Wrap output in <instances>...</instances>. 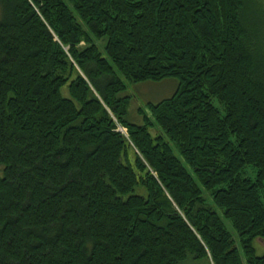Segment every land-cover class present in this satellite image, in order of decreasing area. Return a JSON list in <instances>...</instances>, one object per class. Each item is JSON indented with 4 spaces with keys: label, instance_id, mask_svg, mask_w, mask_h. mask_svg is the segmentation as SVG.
<instances>
[{
    "label": "trees",
    "instance_id": "trees-1",
    "mask_svg": "<svg viewBox=\"0 0 264 264\" xmlns=\"http://www.w3.org/2000/svg\"><path fill=\"white\" fill-rule=\"evenodd\" d=\"M0 166V264H264V0H0Z\"/></svg>",
    "mask_w": 264,
    "mask_h": 264
},
{
    "label": "rangeland",
    "instance_id": "rangeland-1",
    "mask_svg": "<svg viewBox=\"0 0 264 264\" xmlns=\"http://www.w3.org/2000/svg\"><path fill=\"white\" fill-rule=\"evenodd\" d=\"M122 78L124 79L123 76ZM124 80L127 83V89L121 95H127L131 98V103L128 108V119L132 123L141 125L144 124L145 121L144 117L139 113V108L148 106L149 102H159L171 97L178 87V80L175 78L139 83L130 82L126 79ZM0 174H3V167L1 166ZM248 176L254 179L256 176V170H249ZM228 227L235 233L230 222H228ZM255 246L258 254L261 255L264 253V241L262 239H256Z\"/></svg>",
    "mask_w": 264,
    "mask_h": 264
}]
</instances>
